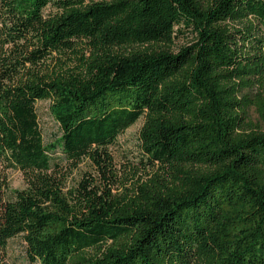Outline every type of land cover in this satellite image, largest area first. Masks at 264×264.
<instances>
[{
    "label": "trees",
    "instance_id": "obj_1",
    "mask_svg": "<svg viewBox=\"0 0 264 264\" xmlns=\"http://www.w3.org/2000/svg\"><path fill=\"white\" fill-rule=\"evenodd\" d=\"M141 117L127 187L110 147ZM18 236L19 264H264V0H0V251Z\"/></svg>",
    "mask_w": 264,
    "mask_h": 264
},
{
    "label": "rangeland",
    "instance_id": "obj_2",
    "mask_svg": "<svg viewBox=\"0 0 264 264\" xmlns=\"http://www.w3.org/2000/svg\"><path fill=\"white\" fill-rule=\"evenodd\" d=\"M191 35L188 31H183L178 35L173 43V50H177L180 45L190 42ZM69 57V58H68ZM64 67L73 68L77 63L76 57L73 54L67 53L65 57ZM70 59V60H69ZM48 100L36 101L35 108L38 117V124L44 139V142H49L58 136V124L53 120L49 112ZM255 116V114H254ZM143 122V118H139L133 125L128 127L122 134H120L115 143L110 147L112 152L113 166L120 183L127 187L131 186L136 179L144 180L145 175L142 172L141 165L137 162L140 158V147L138 140V132ZM59 155L52 156V159H57ZM62 166H66L64 160H59ZM135 167V169L133 168ZM86 171H92L91 166L87 162L81 163L76 169L70 172L67 181L68 185H73L81 177V174ZM7 179L10 189H20L24 186L23 175L19 170H8ZM24 242L21 237H15L8 241L7 247L4 251H0V264H19L24 259Z\"/></svg>",
    "mask_w": 264,
    "mask_h": 264
}]
</instances>
